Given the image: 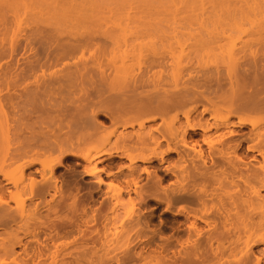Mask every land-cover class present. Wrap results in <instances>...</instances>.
<instances>
[{"label": "bare ground", "instance_id": "6f19581e", "mask_svg": "<svg viewBox=\"0 0 264 264\" xmlns=\"http://www.w3.org/2000/svg\"><path fill=\"white\" fill-rule=\"evenodd\" d=\"M75 1L12 2L24 16H44L68 30L55 49L26 57L24 66L13 65V71L9 66L2 76L12 90L0 93V109L5 105L8 111L0 110V264H264V0H180L185 9L177 8L179 0L172 9L158 0L164 8L159 12L103 11L98 1ZM30 29L25 44L45 30ZM150 35L164 41L176 63L166 81L171 89L146 77V68L168 61L163 48L151 51L145 72H134L137 40ZM13 42L7 54L17 51ZM106 44L113 47L104 55L111 72L102 56L83 58L87 46L103 51ZM185 44L211 56V63L224 64L226 75L219 76V63L206 76L182 75L185 55L177 51ZM58 62L63 64L58 71L31 76ZM114 81L126 83L129 94L117 93L118 99L127 96L120 100L107 95L111 103L104 99L102 107L99 93ZM87 86L100 107L85 95L87 102L69 98L74 107L54 98L72 88L89 95ZM100 117L112 124L105 134ZM109 143L113 146L104 148ZM134 149L138 153L131 155ZM68 159L89 179H60L57 169ZM155 162L162 166H151ZM113 166L125 184L111 194L102 187L101 173L114 177ZM142 173L145 186L138 184ZM132 193L138 205L126 207L128 199H136ZM152 202L150 209L141 208ZM159 205L164 217L155 226ZM117 219L126 226L115 227ZM70 244L74 251H66Z\"/></svg>", "mask_w": 264, "mask_h": 264}, {"label": "rangeland", "instance_id": "374dc122", "mask_svg": "<svg viewBox=\"0 0 264 264\" xmlns=\"http://www.w3.org/2000/svg\"><path fill=\"white\" fill-rule=\"evenodd\" d=\"M14 1V0H13ZM12 1V2H13ZM76 1H78V0H76ZM75 1V2H76ZM79 1H81V0H79ZM91 1H94V0H91ZM98 1V2H97ZM101 1V2H100ZM117 1V2H116ZM122 0H95V2H97L99 5L100 4H102L103 6H101L102 8H101V10L103 9V11L105 10V11H107V10H109V9H114V8H117L118 7V9H129V7H130V10H143V11H146V12H149V10H150V12L152 11V9L154 10V11H156V10H158V12H159V10H161V9H164L163 8V6H160L159 5V2H158V0H154V2H153V0H144V2H146L145 4H147L148 3V6L147 5H145L144 4V2H142L143 0H139V1H137V0H123V2H121ZM141 1V3H142V5H140L139 4V2ZM162 0H160V2H161ZM178 1V0H177ZM180 1V0H179ZM12 2H10L11 3V5H9V6H7V4L4 6H1V4H0V55H1V53H3L2 55H1V57H0V93L1 94H4V93H6V91H8L7 90V88L10 90L11 88H9L10 87V84H9V86L7 87V84L6 83H4V81H3V83L5 84H3L2 83V76L4 75V73L6 74V73H8V70H9V66H11V70L13 71L14 69H13V65H14V68H16V67H22V66H24V64L23 63H25L26 62V57H28L29 59H34V57H37L38 55H41V53L42 52H44L45 51V49H47L48 47H49V49L51 48V49H55V47H56V44L55 43H59L58 42V38H59V40L62 42L63 40H65L66 38H67V36L65 35V33L63 34V31L65 32V30H68V27H65L66 25H61V24H58V23H54V21L52 20V19H48V18H46V17H44V16H42V17H37V18H35V17H31L29 14H25L26 16H24L22 13V11H21V9H20V7H17L18 9H16V7H14V5L15 4H13ZM112 2V3H111ZM157 2V3H156ZM162 2H164V1H162ZM165 2H167V3H163V4H166L167 6V8H169V6H170V8L172 9V8H174L175 6L177 7V4L179 3H177L176 4V1L175 0H165ZM175 2V3H174ZM105 3V4H104ZM120 3H122V5H125V7H123V6H121V5H119ZM127 3V4H126ZM170 3H172V4H170ZM13 4V5H12ZM117 4V5H116ZM131 4V6H129ZM139 4V5H138ZM152 6H151V5ZM161 4V3H160ZM163 4H161V5H163ZM145 6V7H141V6ZM154 5V6H153ZM127 6V7H126ZM135 6V7H134ZM136 6H138V7H140V8H137ZM206 6H208V4H206ZM110 7V8H109ZM155 7V8H154ZM145 8V9H144ZM146 8H147V10H146ZM178 9H185L184 8V4L180 1V3H179V5H178V7H177ZM19 9H20V11H19ZM208 9H210L209 7H208ZM17 11V12H15V11ZM154 11H152V12H154ZM22 12V13H21ZM15 13H17V14H19L20 15V13H21V15H20V17L21 18H19V19H16L17 17H18V15H16ZM15 16H17V17H15ZM22 17H24V18H22ZM21 19V22H19L20 24H22V19H24L23 20V24L22 25H20L19 24V27H16V25H17V20H20ZM35 19V20H34ZM26 20V21H25ZM39 20H42L41 22L39 21ZM45 21V22H44ZM27 22V23H26ZM53 22V23H52ZM44 23V24H43ZM47 23H50V24H47ZM55 24V25H54ZM50 27H49V26ZM57 25H59L58 27H57ZM32 28H37V27H39V31H41L42 32V30H44L43 32V34L42 33H38L37 35L38 36H36V35H34V37H32L31 36V38H29V40L30 39H32L31 41L32 42H30L29 40H26V42L27 43H29V46H28V49H26V47L27 46H24V45H26L24 42H25V40L23 39V37H25L26 35H27V32L29 33L30 32V28L31 27ZM53 26V27H52ZM91 26V25H90ZM89 26V27H90ZM56 27H57V29H56ZM53 28V29H52ZM91 28H92V26H91ZM41 29V30H40ZM64 29V30H63ZM47 30V31H46ZM62 32V36H61V32ZM46 31V32H45ZM56 31H57V33H56ZM58 32H60L59 34H58ZM23 34V35H22ZM47 34V35H46ZM49 34V35H48ZM59 36H58V35ZM52 35V36H51ZM54 35V36H53ZM16 36H17V39H16ZM44 36V37H43ZM49 36V37H48ZM149 36V35H148ZM148 36H145V37H143V38H140L139 40H137V42L139 41H141V43H140V46L139 47H136L137 49L135 50V53L137 54V57L139 58V60H138V62H136V60H134V62H135V67H134V72L136 71L137 73H139V71L141 72V70L142 71H144V66H146V67H148L147 65H146V63H147V61L148 60H150L152 57V52L151 51H153V50H159V51H162L163 49L164 50H166L167 49V47L166 46H164L163 47V43H164V41H161L159 38H158V35H156L157 37H154V36H152V35H150V37H148ZM154 37V38H152V37ZM21 37V38H20ZM38 37V38H37ZM48 37V39L50 38L52 41H53V43H52V41H49L48 39H46ZM63 37V38H62ZM65 37V38H64ZM12 38V39H11ZM13 38H14V40H13ZM55 38V39H54ZM60 38H62V40L60 39ZM15 41V46L17 45V47H18V49L20 50L19 52H18V49H17V47H15L16 48V50L17 51H14L13 52V54L11 53H9V51H8V53L9 54H7L6 52L7 51H5L6 49L8 50L9 49V43L11 44V42L12 43H14L13 41ZM24 40V41H23ZM45 40H48V41H45ZM56 40V41H55ZM98 41H100V43L99 44H102L101 42H102V39H97ZM44 41V42H43ZM48 42H50V46H48L49 44H48ZM95 42H96V40H95ZM136 42V41H135ZM21 43H23V44H21ZM160 43V44H159ZM44 44V45H43ZM46 44H47V46H46ZM52 44V45H51ZM54 44H55V46H54ZM19 45V46H18ZM28 45V44H27ZM165 45V44H164ZM22 46H24V47H22ZM95 45H91V47L89 46H87L86 48H85V51L83 52V50H82V52L84 53V55L85 56H83V58H87L88 56L90 57L91 55V57L93 58V56L94 57H101L102 56V60H103V63H104V66H105V63H107L108 64V62H106L107 60L105 59V57L107 56V54L109 55L110 53H108V51L111 49L112 50V46L111 45H109V44H106V46L104 47V49H103V51H102V49L101 48H99V47H96L97 48V50L96 49H94L95 47H94ZM44 47V48H43ZM93 47V48H92ZM112 47V48H111ZM2 48V49H1ZM24 48V49H23ZM42 48V49H41ZM106 48V49H105ZM139 48H140V50H139ZM154 48V49H153ZM157 48V49H156ZM163 48V49H162ZM26 52H24L23 50ZM26 49V50H25ZM30 49V50H29ZM43 49H44V51H43ZM99 49V50H98ZM1 50H4L5 51V56H4V51H1ZM42 50V51H41ZM95 50V51H94ZM110 50V51H111ZM30 51V52H29ZM98 51V52H97ZM107 51V52H106ZM141 51V52H140ZM167 52H165L166 53V55H167V57H166V59L168 60V61H165L164 62V64H159V65H162V67L161 66H159L158 64H155V63H153V65L151 66L152 68H149L148 69V71H147V68L145 69V71H146V77L148 76L149 78L148 79H150V77H152L153 79H156V80H160V81H162V83H164V81H165V83L167 84H170V82H166L167 80L168 81H170L169 79H171V78H169L168 77V75H170V67L172 68L171 70H173L175 67H176V63H175V61H173L172 59H171V57H169V56H171V55H169V50H166ZM25 54H24V53ZM28 52V53H27ZM37 52V53H36ZM79 52H80V50H79ZM78 52V56L79 57H81L80 56V53ZM96 52H97V55H96ZM139 52H140V54H139ZM178 52H182V54H184L185 55V57H184V59H183V62L179 65L180 66V69H181V71H182V69H183V71H182V75L183 74H188V75H194V76H206V73L205 72H207L208 70L211 72V69L212 70H214L216 67H213L214 65H217L218 63V67H221L220 68V70H222V71H219L220 73H219V76H221V77H223L222 75H223V73H224V75H226V71H227V69H226V67H225V65L224 64H222L221 62H219V61H217V62H212L211 63V56H207L208 54H201V55H198L195 51H193V49L192 48H189L186 44L183 46V49H182V51L180 50V51H177V53ZM92 53V54H91ZM99 53H101V54H99ZM103 53V54H102ZM164 53V52H163ZM26 54H28V55H26ZM31 54H34V55H32L31 56ZM36 54H38L37 56H35ZM43 54V53H42ZM98 54H99V56H98ZM106 54V56H104ZM135 54V55H136ZM195 54H197L198 55V57H196V55ZM7 55H9V56H7ZM10 55H11V57H10ZM13 55V56H12ZM26 55V56H25ZM139 55V56H138ZM146 55V56H145ZM149 55H150V57H149ZM23 56V57H22ZM259 56H261V55H259ZM88 57V60H91L90 58ZM107 58V57H106ZM170 60H169V59ZM165 59V60H166ZM192 59V60H191ZM19 60V61H18ZM25 62H24V61ZM22 62V63H21ZM140 62V63H139ZM144 62H145V64H144ZM174 62V63H173ZM21 63V64H20ZM62 62H58L57 63V65L56 64H53V66H48V67H46V68H44V70L42 71V69H40V70H38L36 73H34V75L32 74L31 76H35L36 74L37 75H41V73H43L44 72V74L45 73H47V74H49V72L51 73V72H54V71H58V69H61V68H63V64H61ZM90 63V62H89ZM12 64V65H11ZM60 64V65H59ZM106 64V65H107ZM154 64H155V66H154ZM168 64V66H166ZM17 65V66H16ZM20 65V66H19ZM55 65V66H54ZM109 65V64H108ZM105 66L106 68L108 67V69H109V66ZM144 65V66H143ZM213 65V66H212ZM90 66V65H89ZM143 66V67H142ZM170 66V67H169ZM211 66L214 68H211ZM58 68V69H57ZM138 68V69H137ZM142 68V69H141ZM8 69V70H7ZM55 69V70H54ZM111 69V68H110ZM109 69V71L111 72V70ZM10 70V71H11ZM19 70V69H18ZM219 70V69H218ZM60 71V70H59ZM108 71V73H110ZM144 71V72H145ZM224 71V72H223ZM17 72V71H16ZM19 72V71H18ZM21 72V71H20ZM135 72V73H136ZM147 72H148V74H147ZM209 72V73H210ZM222 72V73H221ZM113 73V72H112ZM203 73H205L204 75H202ZM172 74V73H171ZM207 74H208V72H207ZM20 75H21V73H20ZM185 75V76H186ZM187 75V76H188ZM209 75H211V73L209 74ZM208 75V76H209ZM31 76H30V79H31ZM171 76V75H170ZM29 77V76H28ZM32 77V78H33ZM112 77V76H111ZM17 78V77H16ZM151 78V79H152ZM27 79V78H26ZM29 79V78H28ZM28 79L27 80H25V82H28ZM29 79V81H32L33 79H31L30 80ZM150 79V80H151ZM152 79V80H153ZM156 80H153V81H156ZM122 82H124V81H122ZM112 83V82H111ZM116 83V84H115ZM121 86H120V85ZM119 84H118V86H117V82L116 81H114L113 82V85H115L114 87H112L113 85H108V87L106 86L104 89H103V91L101 92V93H99L100 95H102V97L100 96V99L102 100V102L100 103V104H102L104 101H110L111 100V98H113V97H111V94L112 95H116V100H120L121 98H123V97H125L126 96V94H122V96L123 97H120V99H118L119 98V96H121V95H119L121 92L123 93V92H125V93H127V94H129L128 93V91H127V89H128V87H127V89H124L125 87H123V86H125V84L124 83H121V81H119ZM165 84V86H166V88L167 89H171L170 88V85H166ZM22 86V85H21ZM19 88V87H18ZM17 88V89H18ZM19 89H21V88H19ZM78 89V88H77ZM75 90L74 88H72V89H70V90H65V92H62V93H56V94H54V98H57V96H58V99H65V100H67L66 101V103L65 104H67V105H72V106H70V107H74V105L73 104H71L69 101H73L72 99H70L69 100V98H72L71 96H73L74 97V100H79L78 98L80 97L81 98V96L82 95H85L86 97H89V98H87V100L89 99L90 101H92V105L93 104H95V107H97L96 105H98L99 103H97L98 101H95L96 100V94H92V89L90 88V87H88L87 86V88H85L86 89V91H87V93L89 94V95H87L86 94V92L84 91V89H82V90ZM91 89V90H90ZM112 89H113V91H112ZM124 89V91H122ZM12 90V89H11ZM89 90H90V92L91 93H89ZM118 90V92H116ZM69 92V95H68V93L66 94V92ZM79 91H80V94H79ZM120 91V92H119ZM110 92V93H109ZM65 93V94H64ZM71 93V94H70ZM117 93H118V95H117ZM74 94V95H73ZM92 95V96H91ZM107 95H109L111 98H108V96ZM125 95V96H124ZM52 96H53V94H52ZM56 96V97H55ZM65 96V97H64ZM69 96V97H68ZM78 96V97H77ZM85 96H82L83 98H81V99H85V102H87L86 101V97ZM66 97H67V99H66ZM85 97V98H84ZM90 97H94V98H90ZM104 97V98H103ZM127 97V96H126ZM76 98V99H75ZM108 98V99H107ZM80 99V101H82ZM92 99V100H91ZM95 99V100H94ZM105 99V100H104ZM114 99V98H113ZM88 100V101H89ZM104 100V101H103ZM85 102H82V104L84 103L85 104ZM107 102H105L106 104H107ZM105 103H103L102 104V107H104V105H105ZM110 103H111V101H110ZM89 104H91L90 102H89ZM100 104L98 105L99 107H100ZM111 105V104H110ZM105 106H107V105H105ZM3 108L2 109H4V110H2V109H0V110H2V111H5V112H1V115H2V113H8V111H7V109H6V106L5 105H3L2 106ZM91 107V106H90ZM92 107H94V106H92ZM6 113V114H7ZM10 115V114H9ZM8 115H6V117H7ZM143 117V116H142ZM8 119H7V121L9 122V123H11V120H9L10 118H9V116L7 117ZM101 119H103V120H105L104 118H102V117H100ZM122 119H124L123 117H122ZM44 120V119H43ZM39 119L37 120V122H38V124H39ZM108 119H106L105 120V122H106V127H105V129H104V131H103V133L105 134L106 132H108V131H110L111 130V127H112V124L110 123V121H109V123H108ZM37 122H35L36 123V127H37ZM41 122H43V121H41ZM156 122H158V121H156ZM45 123V122H44ZM153 122H151L150 124H152ZM42 123H40V125H41ZM44 125V124H43ZM35 126V125H34ZM243 130H246V128H243ZM98 145H100L99 143L98 144H96L95 146H98ZM111 146H113V144L112 143H109V144H105L104 145V148H109V147H111ZM203 147L204 148H206V145L205 144H203ZM130 152V154L131 155H136L137 153H138V150H130L129 151ZM123 162L125 163V164H127L128 163V160L127 159H124L123 160ZM105 164V163H104ZM139 164H141V166H149V164L148 163H139ZM155 164V166H159V167H161L162 166V164H159V165H157L156 164V162L155 163H152L151 164V166L152 165H154ZM73 165H74V162H73V160H70V159H68L67 161H65V166H60V167H58V169H57V173H56V175H59V177H60V179L62 178V180H64V181H69L70 183H73L74 181H76V180H80L81 178L80 177H82L83 175H82V173H78V172H80L81 170L80 169H82V167H78V166H74L73 167ZM14 167V165H12L10 168H13ZM117 169V167H115V166H113V168H112V171L114 172V174H115V176L116 175H119V177H113V176H107V175H105V172H102L101 173V177H103V179H104V181H105V185H103L102 187H103V189H107L108 191H110L111 192V194H113V193H116V191H117V189H119V187L121 188L122 186H123V184H125V182L124 181H122L123 180V175H121L120 174V172H118V171H116V169ZM116 171V172H115ZM125 171H127L126 169H123V173L125 172ZM158 174H160V175H162L163 174V172L160 170V168L158 169ZM161 172V173H160ZM76 174V175H75ZM38 176V175H37ZM84 177V176H83ZM38 178H39V176H38ZM85 179H89V177H84ZM72 179V180H71ZM76 179V180H75ZM74 180V181H73ZM109 182V183H108ZM145 182L147 183V177H146V174L145 173H142L141 174V178L138 180V184L139 185H141V186H145L146 184H145ZM107 184V185H106ZM84 186H86L85 184H83ZM71 186V185H70ZM83 186V189L81 190V193L83 194V196H85L86 194H87V188H88V186H86L87 188H85ZM109 186V187H108ZM109 189H108V188ZM145 188V187H144ZM86 190V191H85ZM109 192V193H110ZM134 196V197H133ZM137 196H135V194H133L132 193V197H131V199L132 198H136ZM126 198V197H125ZM138 198V197H137ZM137 198L136 199H132V201H129V199H128V201L130 202H128L127 201V198H126V201H127V203H126V207H127V205L128 204H130V205H132V203L131 202H134L136 205H138V203L135 201V200H137ZM130 199V200H131ZM57 200V199H56ZM64 200H65V202H67V203H70L72 200L70 199V198H68V197H66V198H64ZM60 201V200H59ZM138 201H139V199H138ZM90 204V206H91V208H92V206L93 207H95L96 206V204L98 205L99 203L98 202H90L89 203ZM155 205V203L154 202H152L150 205H142V207L141 208H144V207H146L147 208V210L148 209H150L152 206H154ZM163 209V206L162 205H159V207L155 210V212H154V216H153V224L155 225V226H158L159 225V223H160V221H159V219L160 218H162V217H164V216H162V209ZM42 210V209H41ZM123 210V209H122ZM43 213H45V211H42ZM60 212H62V210H60ZM60 212H58V214L60 213ZM121 212V211H120ZM122 213V212H121ZM120 213V214H121ZM62 214H68L69 215V212L68 211H66V210H64V212L62 213ZM123 214V213H122ZM119 220H121V219H117L116 220V223H115V227H117L118 229H121V228H123V227H125L126 226V224H123L122 225V227H121V222L119 221ZM159 222V223H158ZM71 245V244H70ZM259 247H261V246H259ZM259 247H257V248H255V249H258ZM61 248L58 246L57 248H55V247H53V248H51L50 249V251H49V253H51V254H55L56 252H58L59 250H60ZM74 249H75V245H71V246H69L68 247V249L66 250V251H74ZM50 254V255H51Z\"/></svg>", "mask_w": 264, "mask_h": 264}]
</instances>
